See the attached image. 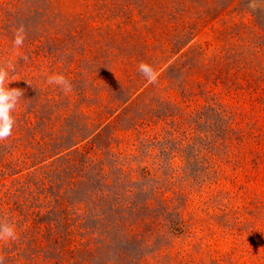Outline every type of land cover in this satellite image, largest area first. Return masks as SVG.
Masks as SVG:
<instances>
[{
    "label": "rangeland",
    "instance_id": "1",
    "mask_svg": "<svg viewBox=\"0 0 264 264\" xmlns=\"http://www.w3.org/2000/svg\"><path fill=\"white\" fill-rule=\"evenodd\" d=\"M9 60L4 264H264V0H0Z\"/></svg>",
    "mask_w": 264,
    "mask_h": 264
},
{
    "label": "clouds",
    "instance_id": "2",
    "mask_svg": "<svg viewBox=\"0 0 264 264\" xmlns=\"http://www.w3.org/2000/svg\"><path fill=\"white\" fill-rule=\"evenodd\" d=\"M26 38L27 33L21 26L14 33L13 48H22ZM22 59H26V57H22ZM138 71L149 81L154 82L157 78L154 67L149 63L141 62ZM15 74L16 64L14 61L9 60L0 64V141H6L12 137L18 123L16 111L21 100L24 99L23 89L9 86L12 81H15L12 79ZM47 83L58 86L65 92L71 91V84L62 73H53L48 77ZM15 238L16 231L12 224H0V240H14ZM0 264H4L3 257H0Z\"/></svg>",
    "mask_w": 264,
    "mask_h": 264
}]
</instances>
